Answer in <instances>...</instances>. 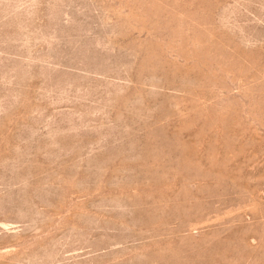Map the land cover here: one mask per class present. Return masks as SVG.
<instances>
[{
	"label": "rangeland",
	"instance_id": "rangeland-1",
	"mask_svg": "<svg viewBox=\"0 0 264 264\" xmlns=\"http://www.w3.org/2000/svg\"><path fill=\"white\" fill-rule=\"evenodd\" d=\"M0 264H264V0H0Z\"/></svg>",
	"mask_w": 264,
	"mask_h": 264
}]
</instances>
